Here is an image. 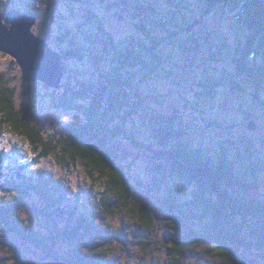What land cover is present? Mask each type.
<instances>
[{
	"label": "trees",
	"instance_id": "obj_1",
	"mask_svg": "<svg viewBox=\"0 0 264 264\" xmlns=\"http://www.w3.org/2000/svg\"><path fill=\"white\" fill-rule=\"evenodd\" d=\"M19 1L24 9L18 11L37 20L42 15L47 17L46 11L50 9L47 0H40L46 6H33L37 0ZM167 1L174 4L173 0ZM123 3L137 13H154L149 19L168 35H151L146 30L150 21L138 25L143 37L139 33L121 42L107 34L98 38L89 30L83 33L88 38L85 46L76 41L71 30L62 32L61 37L57 35V52L62 55L64 72L65 61L84 60L87 56L95 70L102 72L97 75L100 78L77 85L71 82L65 86L62 81L57 88L62 89L58 100L53 93L54 104L76 114L78 120L68 121L55 132L46 133L41 117L32 106H18L16 89L7 78L8 73L0 71V130L8 128L25 136L35 152L32 160L17 159L0 170V189L3 190L0 194V264H42L31 258L28 250L20 249L23 244L31 245V254L44 255L46 260L56 259L60 264H121V256H110V250L100 245L109 242L115 246L116 241L112 244V240L126 235L123 227L115 225L119 220L129 226L134 224L141 235L138 244L142 253L135 264H157L146 255L149 249L160 250L156 239L160 234L164 235L160 246L167 254L164 264H186L187 251L201 241L210 245L211 253L220 260L218 264H256L247 258L250 245L244 236L248 231L261 245L264 243V204L248 196L264 181V158H259L251 144L246 159L239 151L238 157L246 162L239 158L241 165H238L225 151L195 149L183 142L186 131L176 115L147 112L146 124L160 148L151 151L155 156L151 157L150 168L152 198L145 204L131 187V167L126 163L130 152L116 142L123 136L142 148L127 126L144 106L141 84L162 70L167 71V55L162 46L168 38L175 37V32L171 34L167 26L180 28L175 21L181 20L173 9L162 17L151 0H124ZM199 5H202L200 17L193 15L191 23L182 27L192 35L193 48H199L203 45L201 40L205 39L204 35L194 34V27L220 14L232 17L242 29L247 54L260 57L264 62V0H203L202 4L199 0ZM172 7L176 10L190 8L187 4ZM175 43L185 52L191 51L182 40L177 39ZM13 65L19 66L15 59ZM257 67L253 70L240 64L247 73L257 71L264 79V64ZM209 79L206 78L205 87L213 96L221 82ZM43 158L53 159L62 170L81 168L91 186L102 190L101 204L97 202L92 210L54 169L35 172L34 168ZM26 203L34 208L41 227L47 225L55 230L51 235L19 221V211ZM159 211L165 213L166 219L158 220ZM190 218L195 220L192 223L197 228L190 226ZM159 225L163 226V233ZM153 236L155 239L151 238ZM82 242L87 245L85 248ZM61 244H68L69 250L60 248ZM4 252L11 257L4 256Z\"/></svg>",
	"mask_w": 264,
	"mask_h": 264
},
{
	"label": "rangeland",
	"instance_id": "obj_2",
	"mask_svg": "<svg viewBox=\"0 0 264 264\" xmlns=\"http://www.w3.org/2000/svg\"><path fill=\"white\" fill-rule=\"evenodd\" d=\"M123 1L47 0V5L50 6V9L46 11L47 17L42 15L38 18L33 27V33L44 39L48 46L55 51L59 44L57 35L61 37V33L65 30H71L77 37L76 41L84 46L88 41L87 36L83 35L86 30L96 33L98 38L104 34L110 35L113 40L118 42L129 39L131 36H137L139 33L143 37L144 34L138 29V25L143 24L142 21L152 22L148 23L147 27L144 25L151 35L156 37L168 35L167 31L162 30L156 24L154 25L153 20L149 19L154 13L150 12L151 15L145 12L137 13ZM173 1L174 4L167 0H151L162 17L168 16L173 9L181 21H175L180 28L167 26L171 34L175 32V37L168 38V41L162 46V50L167 55L165 56L167 71L162 70L163 72L155 74L152 79L141 84V94L145 103L140 107V113L134 115L127 126L128 131L133 134L142 148L133 145L123 136L116 142H120V147L130 152L129 157H126L128 159L126 163L131 167L129 169L131 187L138 192L137 198L145 204L152 198L153 190L150 168L152 167L151 157L155 156L151 151L160 149L149 131L150 127L146 124L148 121L147 112L176 115L181 118L186 131L182 141L191 148H202L212 152L225 151L236 159L235 162L238 165H241V161L246 162L245 154H248L249 144H251L259 158H264V79L257 74L259 73L257 71L256 74L247 73L245 69L240 68L241 64L245 68L255 70V68H259L257 65L262 66L264 62L260 60V57L247 54V41L242 29L233 21L232 17L220 14H214L203 20L202 24L194 27V34L204 35L205 39L201 40L203 45L193 48L190 45L192 35L187 33L184 28L187 23H191L190 18L193 15L200 17L202 5H199V0ZM200 1L202 4L203 0ZM0 2V11L2 10L1 13L5 15L13 9H24L19 0H0ZM36 3L33 6H46L40 0H37ZM179 4H187L190 8L176 10L172 7L179 6ZM44 13L42 11V14ZM92 21L94 23L96 21V25L91 23ZM180 31H182L181 34ZM96 36H94L97 39L96 42L100 44L101 41L98 42L99 39ZM177 39L188 45L191 51L185 52L179 44L175 43ZM13 61L11 56L0 53V71L8 73L6 76L16 89L18 106H32L33 110L41 117L46 133L55 132L59 126L65 125L68 121L78 120L76 114L54 104L53 93L55 92L58 100V94L62 89L50 88L39 81H25L19 66L13 65ZM64 65L66 68L63 76L65 86L71 82L77 85L82 81L96 79L97 75L102 73L95 70L90 56L84 60H67ZM206 78L221 82V85L215 88L213 96L207 93ZM239 151L242 152L240 154H243L244 159L238 157ZM34 157V149L25 136L12 132L8 128L0 130V170L18 160L30 161ZM53 162L51 158H43L34 170L39 172L41 169H54L57 176L66 185L71 186L72 192L79 195L84 203L94 210L99 199L104 197L100 187H92L90 181L83 175L81 168L73 171L62 170L56 167ZM262 175L264 178V172ZM0 194H3L2 189H0ZM248 196L264 204V181L257 186V190L255 189ZM100 208L99 206L98 211L101 213ZM159 213L158 220L166 219L163 211H159ZM19 215L21 219L19 221L28 224L35 231H44L49 235L55 231L47 225L45 228L41 227L39 216L28 203L21 207ZM188 220L191 227H198L192 223L195 221L194 219ZM254 221L251 222L254 223ZM115 225L119 228L123 227L126 235L121 239L112 240V244L116 241L115 246L109 242L100 245L110 250V256L114 257L115 254L121 256L122 260L118 259L121 264H135L142 253V247L138 244L141 239L139 230L134 224L133 226H129L127 223L123 224L122 220H119ZM162 227L159 225L160 229ZM161 232L163 233V229ZM164 232H166L165 229ZM159 236L156 238L159 242L157 245L164 243L160 239L164 238V235L160 234ZM151 238L155 239L154 236ZM244 238L250 245L247 258L256 264H264V243L261 245V242L248 231L245 232ZM200 243L193 244L187 251L186 264H218L217 261L220 262V260L211 253L210 245L205 241ZM160 245V250L158 248L149 249L146 257L157 264H164L167 254L162 248L163 246ZM82 246L85 248L87 245L82 242ZM21 247L23 250L29 251L28 255L31 258L42 264H60L56 259L46 260L44 255L31 254L33 250L30 244H23L20 249ZM60 248L69 250L68 244H61ZM121 248L124 250L121 251ZM3 255L11 257L7 252H4Z\"/></svg>",
	"mask_w": 264,
	"mask_h": 264
},
{
	"label": "water",
	"instance_id": "obj_3",
	"mask_svg": "<svg viewBox=\"0 0 264 264\" xmlns=\"http://www.w3.org/2000/svg\"><path fill=\"white\" fill-rule=\"evenodd\" d=\"M5 21L0 14V52L17 61L25 81L60 88L64 76L62 56L33 33L36 20L14 10Z\"/></svg>",
	"mask_w": 264,
	"mask_h": 264
},
{
	"label": "clouds",
	"instance_id": "obj_4",
	"mask_svg": "<svg viewBox=\"0 0 264 264\" xmlns=\"http://www.w3.org/2000/svg\"><path fill=\"white\" fill-rule=\"evenodd\" d=\"M18 11V9H13V10H11L10 12H12V11ZM10 12H8V13H10ZM18 12H20V11H18ZM8 13L6 14V15H8ZM20 13H22V12H20ZM3 16H4V22L6 23V21H5V19H6V15L5 14H3V13H1ZM22 14H25V13H22ZM26 15V14H25ZM29 17H33L36 21H38L37 20V18L36 17H34V16H29ZM36 24V23H35ZM33 31V30H32ZM37 36V35H36ZM40 38V37H39ZM42 39V38H41ZM42 40H44V39H42ZM55 51V50H54ZM55 52H57V51H55ZM59 53V52H58ZM10 56V55H9ZM62 56V55H61Z\"/></svg>",
	"mask_w": 264,
	"mask_h": 264
}]
</instances>
